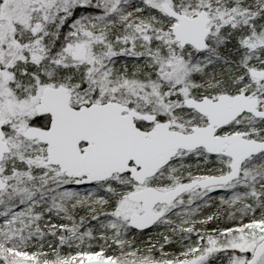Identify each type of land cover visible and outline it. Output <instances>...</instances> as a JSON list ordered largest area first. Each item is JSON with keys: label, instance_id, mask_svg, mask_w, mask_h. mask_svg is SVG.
Segmentation results:
<instances>
[{"label": "snow or ice", "instance_id": "1", "mask_svg": "<svg viewBox=\"0 0 264 264\" xmlns=\"http://www.w3.org/2000/svg\"><path fill=\"white\" fill-rule=\"evenodd\" d=\"M0 264H264V0H0Z\"/></svg>", "mask_w": 264, "mask_h": 264}]
</instances>
